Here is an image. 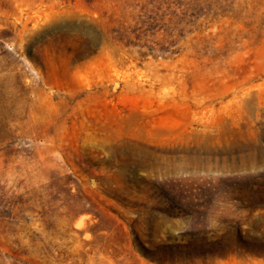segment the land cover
Here are the masks:
<instances>
[{
  "label": "rangeland",
  "instance_id": "obj_1",
  "mask_svg": "<svg viewBox=\"0 0 264 264\" xmlns=\"http://www.w3.org/2000/svg\"><path fill=\"white\" fill-rule=\"evenodd\" d=\"M0 264H264V0H0Z\"/></svg>",
  "mask_w": 264,
  "mask_h": 264
}]
</instances>
